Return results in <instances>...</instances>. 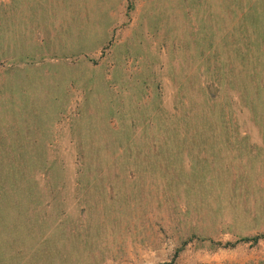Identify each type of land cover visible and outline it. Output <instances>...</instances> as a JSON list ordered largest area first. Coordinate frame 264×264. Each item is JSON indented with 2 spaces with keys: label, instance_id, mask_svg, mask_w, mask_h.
<instances>
[{
  "label": "rangeland",
  "instance_id": "obj_1",
  "mask_svg": "<svg viewBox=\"0 0 264 264\" xmlns=\"http://www.w3.org/2000/svg\"><path fill=\"white\" fill-rule=\"evenodd\" d=\"M229 247L264 258V0H0V264Z\"/></svg>",
  "mask_w": 264,
  "mask_h": 264
},
{
  "label": "crops",
  "instance_id": "obj_2",
  "mask_svg": "<svg viewBox=\"0 0 264 264\" xmlns=\"http://www.w3.org/2000/svg\"><path fill=\"white\" fill-rule=\"evenodd\" d=\"M256 248V247H255ZM240 247H229L225 249H206L192 251L189 256L190 264H247L249 261L253 264H262L264 258H249L241 253ZM256 249H254L255 251ZM256 252V251H255ZM264 264V263H263Z\"/></svg>",
  "mask_w": 264,
  "mask_h": 264
},
{
  "label": "trees",
  "instance_id": "obj_3",
  "mask_svg": "<svg viewBox=\"0 0 264 264\" xmlns=\"http://www.w3.org/2000/svg\"><path fill=\"white\" fill-rule=\"evenodd\" d=\"M250 239H254V240H257L258 238H244V240H250Z\"/></svg>",
  "mask_w": 264,
  "mask_h": 264
}]
</instances>
